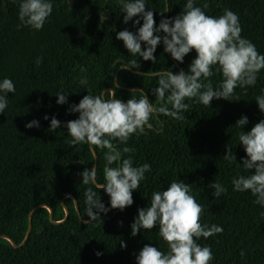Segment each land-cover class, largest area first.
<instances>
[{"label": "trees", "instance_id": "obj_1", "mask_svg": "<svg viewBox=\"0 0 264 264\" xmlns=\"http://www.w3.org/2000/svg\"><path fill=\"white\" fill-rule=\"evenodd\" d=\"M19 2L0 0V81L10 78L16 87L14 94H7L8 107L0 113V264H136V255L145 244L166 253L158 227L142 229L133 237L130 225L137 210L150 204L152 192L166 189L173 180L191 185L205 209L202 223L224 229L222 234L198 240L211 246V264H264V207L254 203L251 192L234 191L231 183L234 177L249 174L241 164L247 157L238 134L264 119L255 100L264 95V69L254 86L237 87L230 101L213 99L211 106L186 101L190 107L182 113L183 120L154 113V131L133 135L127 145H121L135 149L125 154V158L132 156L134 166L151 165L140 188L133 191L134 203L123 211L101 213V219L86 224L85 190L92 187L108 208L110 197L95 185H84L78 174L95 165L96 156L97 184H103L106 150L93 152L90 145L71 144L64 125L79 113H70V105L78 104L88 91L98 95L110 90L124 101L145 92L156 105L151 89L157 86L158 77L152 73L187 72L196 53L193 50L179 63L164 52L161 43L154 63L129 54L116 33L125 28L135 33L139 25L134 28L133 21L123 23L118 0H70V4L69 0H53V12L40 31L17 29ZM204 2L195 0L201 7ZM207 2L208 15L220 16L224 9L237 13L242 36L264 54V0ZM186 3L146 0V11H154L158 26L160 13L165 18L168 9L167 18L174 17ZM37 58H42L39 65ZM82 77L87 85L80 84ZM210 79L216 86L222 76L215 74ZM58 93L68 95L67 104H57ZM53 116L62 126L50 132ZM242 116L249 121L243 129L235 125ZM33 120L39 122V128H26ZM227 145L232 149V162L224 159ZM215 181L227 189L218 198L208 187ZM70 197L77 201L80 218ZM64 207L69 211L65 221ZM98 251L102 253L99 257Z\"/></svg>", "mask_w": 264, "mask_h": 264}, {"label": "clouds", "instance_id": "obj_2", "mask_svg": "<svg viewBox=\"0 0 264 264\" xmlns=\"http://www.w3.org/2000/svg\"><path fill=\"white\" fill-rule=\"evenodd\" d=\"M118 3L124 14L123 23L133 21L134 28L139 25L135 33L127 28L116 33V39L123 42L129 54L154 63V53L162 43L164 52L170 53L179 63H183L184 57L193 50L196 56L187 72L181 69L178 72L152 73L158 77L157 86L151 89L157 100L156 105L145 92L139 98L132 96L124 101L111 90L98 95L88 91L78 104L70 105V113H79L77 119L69 120L64 125L71 137V144L90 145L93 152L96 148L106 150L103 184H97L95 165L78 174L84 185H95L110 197L108 208L92 187L85 190L87 218L83 222L86 224L101 219V213L107 214L112 209L123 211L134 203L133 191L140 188L145 173L151 171V165L144 163L134 166L132 156L125 158V154L134 153L135 149L121 145H127L133 135H147L148 131H154L151 122L154 113L183 120L185 116L182 113L190 107L186 101L195 100L205 106H211L213 99L230 101L237 87L254 86L258 74L264 69V54L257 50L251 40L242 36L239 16L230 9H224L220 16H212L206 13L210 7L207 0L202 7L197 6L195 0H187L182 12L174 17L164 18V13H160L161 19L156 26L154 11H146V0H118ZM52 12L53 0H20L17 29L30 27L40 31ZM134 17L139 18L133 20ZM105 19L101 18V21ZM161 32L163 36L159 35ZM40 63L42 58H37L36 64ZM131 63L135 64L136 61ZM215 74H220L222 80L213 86L210 78ZM87 83L85 77L80 79V84ZM15 91V84L10 78L5 77L0 81V113H4L8 107L7 94H14ZM106 95L110 98H105ZM56 96L57 104L68 103V95L58 93ZM255 100L264 114V95L257 96ZM44 119L48 120L49 117L46 115ZM248 123V117L242 116L235 125L243 129ZM39 126L36 120L25 125L28 129ZM61 126V121L53 116L48 130L56 131ZM238 139L247 157L241 164L249 174L234 177L231 182L233 190L251 192L256 197L254 203L264 207V119L255 123L250 131L242 130ZM224 159L233 160L230 145L226 146ZM253 169L254 172H250ZM208 187L214 190L212 195L216 198L227 192L218 181L210 183ZM204 210L192 193L191 185L182 180H173L166 189L153 191L150 204L137 210L138 215L130 225L131 236L135 237L142 229L158 227V235L166 243L168 251L165 253L158 247L145 244L136 255V264H211L214 259L211 246L201 245L198 240L222 234L224 229L217 224L202 223ZM119 223L122 226L123 222ZM120 246L122 249L127 247L122 240ZM95 254L97 257L102 255L99 251ZM240 255L243 257L245 253L241 251Z\"/></svg>", "mask_w": 264, "mask_h": 264}, {"label": "water", "instance_id": "obj_3", "mask_svg": "<svg viewBox=\"0 0 264 264\" xmlns=\"http://www.w3.org/2000/svg\"><path fill=\"white\" fill-rule=\"evenodd\" d=\"M165 2H166V5H167V0H165ZM167 16H168V9H167V11H166V17L165 18H167ZM95 165H96V156H95ZM73 201H74V204H75V208H76V211H77V214H78V216H79V218H80V213H79V209H78V206H77V201L73 198V197H70ZM64 209H65V213H66V215H65V219H64V221L65 220H67L68 219V216H69V211H68V209L66 208V207H64ZM51 212V211H50ZM52 218V217H51ZM31 226H32V218H31V215H30V218H29V226H28V232H27V237L29 236V234H30V230H31ZM5 238V237H4ZM15 247H18L16 244H14V243H12Z\"/></svg>", "mask_w": 264, "mask_h": 264}]
</instances>
